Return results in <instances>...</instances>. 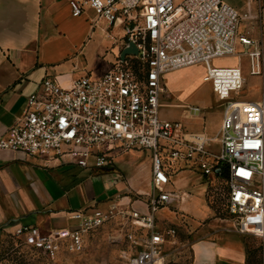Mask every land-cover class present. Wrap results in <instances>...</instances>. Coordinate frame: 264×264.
Wrapping results in <instances>:
<instances>
[{"label": "built area", "instance_id": "built-area-1", "mask_svg": "<svg viewBox=\"0 0 264 264\" xmlns=\"http://www.w3.org/2000/svg\"><path fill=\"white\" fill-rule=\"evenodd\" d=\"M69 5L74 16L88 6L109 25L121 20L137 53L118 58L101 77L83 75L69 87L45 76L28 96L22 115L0 135V150L89 169L110 166L113 153L148 151V212H131L132 225L147 234L128 264H154L163 245L176 235L174 226L160 224L157 213L177 196L168 186L171 175L184 168L206 176L212 188L225 181L227 216L237 221L241 232H261L257 225L264 216V104L238 98L245 83L240 67H216L212 60L246 55L252 73H258L256 67L264 59V26L258 38L240 32L250 14L224 0H70ZM197 63L205 65L203 79L225 103L213 137L160 115L166 72ZM216 194L212 192L211 199ZM113 211L73 212L78 224L64 234H42L31 225L16 233L51 254L64 236L80 249L84 234L114 217Z\"/></svg>", "mask_w": 264, "mask_h": 264}, {"label": "crops", "instance_id": "crops-1", "mask_svg": "<svg viewBox=\"0 0 264 264\" xmlns=\"http://www.w3.org/2000/svg\"><path fill=\"white\" fill-rule=\"evenodd\" d=\"M69 1L0 0V135L22 115L28 96L45 76L57 78L65 87L83 75L99 78L129 42L121 20L109 25L88 6L74 16ZM224 1L249 12L239 31L260 37L264 0ZM237 59L233 66L240 67L245 78L242 89L255 91L249 99L264 104V59L255 74L248 56ZM201 99L205 106L210 102L207 95ZM163 103L162 95L160 115L162 108L171 106L173 113L168 119L180 121L189 130L204 131L209 137L217 134L224 110L218 113L215 129L207 132L205 110L192 105L187 109L179 100ZM130 152L113 153L110 166L89 169L46 156L0 150V238L27 225L44 234H64L77 226L72 217L77 211L113 209L114 217L125 211L148 212L150 153ZM197 179L209 182L206 176L186 168L171 175L168 188L178 197L173 196L170 205L158 210L157 218L171 223L177 233L163 245L154 264L172 263L184 241L190 249V264H264V216L257 225L261 232H241L237 221L219 212L208 199L203 184L197 192L191 191Z\"/></svg>", "mask_w": 264, "mask_h": 264}, {"label": "rangeland", "instance_id": "rangeland-1", "mask_svg": "<svg viewBox=\"0 0 264 264\" xmlns=\"http://www.w3.org/2000/svg\"><path fill=\"white\" fill-rule=\"evenodd\" d=\"M238 61L237 56H222L214 58L212 65L231 67ZM194 65L166 72L168 75L163 79V104L168 105L172 101L179 100L183 105H186L187 109L192 105V107H200L201 112L205 110V131L209 132V130L215 129L218 113L224 110L225 103L219 100L214 93L212 83L202 78L206 74V67ZM205 95L210 101L207 106L201 101ZM253 95H255V91L247 88L238 93V98L249 99ZM172 109L171 106L162 108L161 117L171 118ZM175 109L183 110L179 107ZM212 147L215 151L218 149L215 143L212 144ZM130 153L129 151L128 154ZM128 154L125 156L127 157ZM212 179L214 178L212 177ZM195 184V188L191 191L197 192L203 184V192H207L208 199H211L212 192H217V196L215 195V199L212 200L217 205V210L227 215L223 198L227 190L225 181L220 180L215 188H212L206 179H197ZM132 219L131 213L126 211L108 219L103 225L84 234L80 249L74 246L69 237H61L59 238V249L55 254L27 243L24 235H19L16 232L5 233L0 238V264H128L129 257L141 247L140 239L147 234L143 228L133 226ZM158 220L162 226H173L165 220L159 218ZM131 233L133 237H130ZM189 259L190 249L188 242L184 241L180 245L179 251H175L170 264H190L188 263Z\"/></svg>", "mask_w": 264, "mask_h": 264}, {"label": "water", "instance_id": "water-1", "mask_svg": "<svg viewBox=\"0 0 264 264\" xmlns=\"http://www.w3.org/2000/svg\"><path fill=\"white\" fill-rule=\"evenodd\" d=\"M135 53H137V47L133 41H129V43L123 48L120 58L123 59L125 55Z\"/></svg>", "mask_w": 264, "mask_h": 264}]
</instances>
